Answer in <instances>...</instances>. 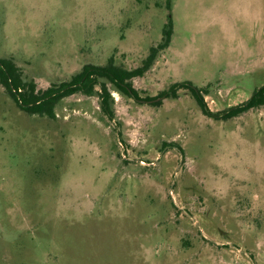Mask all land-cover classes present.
Segmentation results:
<instances>
[{"label": "rangeland", "instance_id": "1", "mask_svg": "<svg viewBox=\"0 0 264 264\" xmlns=\"http://www.w3.org/2000/svg\"><path fill=\"white\" fill-rule=\"evenodd\" d=\"M170 20L142 97L192 82L222 114L264 85V0H0V58L44 90L142 66ZM109 87L113 120L83 93L30 114L0 83V264H264V104Z\"/></svg>", "mask_w": 264, "mask_h": 264}, {"label": "trees", "instance_id": "2", "mask_svg": "<svg viewBox=\"0 0 264 264\" xmlns=\"http://www.w3.org/2000/svg\"><path fill=\"white\" fill-rule=\"evenodd\" d=\"M172 35L173 23L170 20L164 28L162 42L151 48L143 65L138 68L128 69L116 64L114 59L110 58L104 65L86 64L69 80L53 83L44 90H38L35 82L24 80L20 68L12 58H0V83L21 109L30 114L47 115L52 118L55 117V107L60 100L75 93H83L86 95L96 94L100 99V108L103 114L113 120L115 118L114 98L109 84L121 94L134 98L138 102H148L152 105H161L164 99L177 97L179 89L187 88L195 97L204 114L217 119H229L264 104V85L257 88L247 101L230 107L222 114L212 112L208 108L203 89L195 86L192 82H178L154 97H142L134 87L132 80L142 76L151 67L158 51L169 46Z\"/></svg>", "mask_w": 264, "mask_h": 264}]
</instances>
